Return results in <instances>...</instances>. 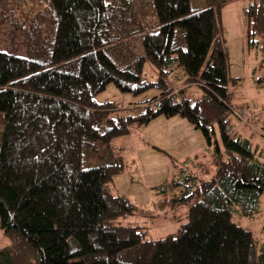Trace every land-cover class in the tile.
<instances>
[{
    "label": "trees",
    "instance_id": "obj_1",
    "mask_svg": "<svg viewBox=\"0 0 264 264\" xmlns=\"http://www.w3.org/2000/svg\"><path fill=\"white\" fill-rule=\"evenodd\" d=\"M50 1L52 27L25 36L29 51L44 49L42 55L0 50V229L10 239L0 247V264H264V241L258 245L231 220L236 206L245 215L257 210L264 164L249 162V142L234 128L220 36L225 0L198 8L189 0H152L158 21L150 30L139 23L143 31L128 18L131 0ZM247 1L245 47L260 52L254 81L264 86V0ZM14 3L0 0V24L11 25L22 13L12 12ZM138 34L142 55L127 46ZM146 62L156 68V82L143 78ZM176 70L186 85L203 89L200 98L166 82ZM109 83L134 94L156 85L162 91L112 114L110 102L94 100ZM158 115L187 119L209 145L219 132L224 154L215 148L208 179L189 171L192 161L180 169L182 179L170 183L171 195L165 185L156 187L165 194L160 208L188 205L187 221L149 239L143 227L121 222L136 206L108 191L122 164L83 168L82 157L87 146L96 150ZM199 166L207 176L208 167ZM262 233L264 240V226Z\"/></svg>",
    "mask_w": 264,
    "mask_h": 264
},
{
    "label": "rangeland",
    "instance_id": "obj_2",
    "mask_svg": "<svg viewBox=\"0 0 264 264\" xmlns=\"http://www.w3.org/2000/svg\"><path fill=\"white\" fill-rule=\"evenodd\" d=\"M131 1L128 18L135 17L138 21L132 26L137 31H143V28L139 26V23H142L147 30L152 29L158 21L152 0ZM247 3V0L222 2L220 36L227 48L230 76L227 87L231 106L240 109L242 105H257L255 110L249 112L245 122L238 119L234 121V128L241 127L242 133L239 134L249 142V152L253 156L249 162L256 165L257 162L264 164V86L257 85L251 80L253 74L256 76L261 74L260 52L257 49H248L249 52L243 50V31L246 29L243 10ZM206 4L208 0H189L190 8H198ZM13 8V13L16 11L22 13L14 16L11 25L0 24V50L38 58L44 53V49L29 51L25 36L29 34V31L36 29L43 31L44 28L49 31L52 27L51 18L54 10L51 1L17 0ZM127 43L135 54L142 55V35L133 36ZM254 68L257 69L256 72ZM178 71L180 70L168 74L165 78L166 82L173 88L183 87L180 94L188 98H200L204 92L203 89L195 84L186 85L184 77ZM142 76L144 79L156 82L159 74L151 63L146 62ZM239 77L244 80L246 78V81L237 88ZM161 91L162 88L156 85L134 94L122 92L113 83H109L104 90L94 95V100L99 104L110 102L114 106V111L116 110L112 114H122L128 108L158 96ZM257 114L259 117L254 118ZM217 146L221 154H224V145L219 132L209 145L203 133L187 119L179 115L170 117L158 115L147 124L130 125L128 134L115 137L108 144H98L96 150L92 145L87 146L83 152L82 167L91 168L103 164L120 165L121 163L122 169L114 172L107 183L108 191L113 195L126 196L136 206L133 214L123 217L121 222L141 226L146 231V238L155 239L177 231L187 221L188 210L186 203L177 207L160 208L158 201L163 195L173 193L170 183L175 179H182L180 169L186 163L193 161L189 171L196 172L201 178L208 179L213 175ZM106 158L108 160H105ZM199 162L208 167L207 176L202 173ZM160 185H165L167 188L165 194L156 191V187ZM231 220L250 230L257 244L261 245L264 241L262 233L264 198L260 199L257 210L250 215L240 213L236 206L232 209ZM8 242H10L9 237L0 229V247Z\"/></svg>",
    "mask_w": 264,
    "mask_h": 264
},
{
    "label": "built area",
    "instance_id": "obj_3",
    "mask_svg": "<svg viewBox=\"0 0 264 264\" xmlns=\"http://www.w3.org/2000/svg\"><path fill=\"white\" fill-rule=\"evenodd\" d=\"M257 105H242L240 109H235L234 107L231 108L232 115L241 122H245L247 116H249V112L255 110Z\"/></svg>",
    "mask_w": 264,
    "mask_h": 264
},
{
    "label": "crops",
    "instance_id": "obj_4",
    "mask_svg": "<svg viewBox=\"0 0 264 264\" xmlns=\"http://www.w3.org/2000/svg\"><path fill=\"white\" fill-rule=\"evenodd\" d=\"M244 32H245V31H243V41H242L243 44H244V45H243V50H244V52H245L246 50H247V52H249L250 50H248V49L245 47ZM245 48H246V49H245ZM251 50H255V49H251ZM254 69H256V68H254ZM254 72H255V70H254ZM254 76H255V75L253 74V75L251 76L252 78H251V77H250V78H251L252 82L255 83V81H254ZM244 81H246V78H245V80H244V78L242 79L241 77H239V80L237 81V82H238V87H237V88H240V86L243 84ZM237 82H236V83H237ZM248 105H249V104H248ZM238 123H239V122H238ZM235 132H238V134H239V133H242V128H241V127H238V126L235 127ZM239 135H241V134H239ZM241 136H242V135H241Z\"/></svg>",
    "mask_w": 264,
    "mask_h": 264
}]
</instances>
